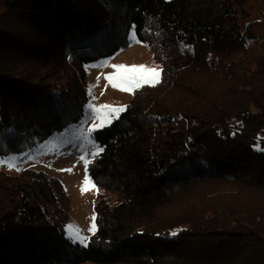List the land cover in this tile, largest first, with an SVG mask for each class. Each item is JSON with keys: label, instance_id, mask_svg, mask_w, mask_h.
<instances>
[{"label": "trees", "instance_id": "16d2710c", "mask_svg": "<svg viewBox=\"0 0 264 264\" xmlns=\"http://www.w3.org/2000/svg\"><path fill=\"white\" fill-rule=\"evenodd\" d=\"M1 2L0 156L78 120L83 66L131 27L162 76L93 133L87 172L111 199L87 247L65 235L56 178L0 179V264H264V206L238 200L264 196V0Z\"/></svg>", "mask_w": 264, "mask_h": 264}, {"label": "rangeland", "instance_id": "374dc122", "mask_svg": "<svg viewBox=\"0 0 264 264\" xmlns=\"http://www.w3.org/2000/svg\"><path fill=\"white\" fill-rule=\"evenodd\" d=\"M0 12H6L0 0ZM252 16L259 15L257 10H254ZM251 16V17H252ZM130 29H133L131 27ZM129 37V33H128ZM137 40V38H136ZM207 62L214 66L219 74L223 73L221 63L212 59H207ZM144 65L147 69H155L160 71L162 76L161 64L158 60L152 57V52L148 44L144 42L129 43L125 49L119 50L112 57L99 58L96 61L85 63L83 66L85 78L83 86L87 94V102L80 118L74 122H69L60 131L53 132L43 139H36L30 149L19 153H9L0 156V179H11L13 182L19 181L20 172L24 169H39L43 175L56 178L66 194L67 219L64 224L65 235L66 228L69 225H75L80 230V235L88 237V240L93 236L96 229L90 232L88 229L94 223L96 224V203L100 197L111 199L108 193H101L102 189L96 186L91 180L89 173L87 175L91 184L85 186L86 190L81 194L82 181L85 177V167L80 159L84 156L86 159L92 160L90 153L94 150L93 145L96 144L93 133L91 139L92 144L85 139L87 130L101 123L100 119H88L89 104L93 105L98 111L94 114L102 118L109 117L111 108L126 107L135 89L131 91H121L119 87H113L112 82L119 83V76H113V81L105 79L117 72L112 65ZM97 65H102L97 67ZM147 74V73H146ZM150 75V74H148ZM148 85V84H144ZM142 87V86H141ZM110 106L102 108L101 106ZM119 116V115H118ZM115 119H105L104 125L111 124ZM99 127L97 129H101ZM96 129V130H97ZM16 157V159H13ZM12 164L14 167H8ZM19 168V171L16 170ZM238 200L244 208L260 209L264 206V196L257 191L247 190L239 196ZM95 220H92V217ZM87 240V242H88ZM88 244V243H87ZM91 264V263H84Z\"/></svg>", "mask_w": 264, "mask_h": 264}, {"label": "snow or ice", "instance_id": "6c2138e0", "mask_svg": "<svg viewBox=\"0 0 264 264\" xmlns=\"http://www.w3.org/2000/svg\"><path fill=\"white\" fill-rule=\"evenodd\" d=\"M129 43H139L138 40H136V33L134 29L129 30ZM102 65H97V67H100ZM114 69H117V72L110 74L109 76L105 77V79L109 80V82L113 81V76H119V83L112 82L113 87H119L121 91H131L133 88L141 87L144 84H148L150 86H155L156 83H159V77H160V71H156L155 69H147L144 65H132V66H126V65H112ZM162 71V70H161ZM147 73V74H146ZM150 74V75H148ZM102 108H109L110 106L104 105L101 106ZM88 108V119H100L101 123L98 125H95L92 128H89L87 130V134L85 135V139L88 143L92 144L93 141L90 138L92 133L99 127H103L104 120L105 119H119L118 114L125 111V107H115L111 108V112L109 114V117L102 118L97 115H94L98 110L91 104L87 106ZM94 150L90 153V155L95 158L99 152H102L103 149L93 145ZM13 159H16V157H13ZM80 159L84 163L85 167V177L82 181V187H81V194L84 193L86 190L87 185L91 184V181L89 180V177L87 175V169L89 168V165L92 163L89 159H86L84 156H81ZM8 167L11 169L14 167L12 164H9ZM17 171H19V168H16ZM92 188H95L94 184H91ZM92 220H95V217H92ZM90 232L94 233L95 230V224L93 223L89 229ZM68 238L73 243H79L83 245L84 247H87V240L88 237L80 235V230L75 225H69L66 228ZM177 231H173L170 233L171 236L175 237L177 235Z\"/></svg>", "mask_w": 264, "mask_h": 264}]
</instances>
